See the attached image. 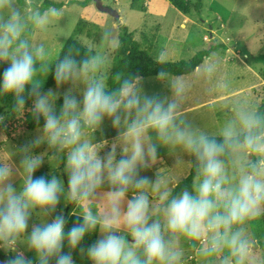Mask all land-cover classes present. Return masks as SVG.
<instances>
[{
    "label": "clouds",
    "instance_id": "clouds-1",
    "mask_svg": "<svg viewBox=\"0 0 264 264\" xmlns=\"http://www.w3.org/2000/svg\"><path fill=\"white\" fill-rule=\"evenodd\" d=\"M69 11L0 0V102L11 98L0 113V264H78L74 252L87 264H264L253 231L264 221V91H235L233 52L212 53L196 72L221 116L202 125L186 106L191 79L161 68L162 90L149 92L140 74L113 73L122 15L88 17L98 39L65 51L78 22Z\"/></svg>",
    "mask_w": 264,
    "mask_h": 264
},
{
    "label": "rangeland",
    "instance_id": "rangeland-1",
    "mask_svg": "<svg viewBox=\"0 0 264 264\" xmlns=\"http://www.w3.org/2000/svg\"><path fill=\"white\" fill-rule=\"evenodd\" d=\"M187 1L192 6L189 14L175 8L169 0H102L104 5L116 9L119 17L121 15L124 17L128 24L126 27L128 32L154 59L162 51L171 48L177 50L173 61L189 60L204 49H211L209 55L219 52L220 55L230 58L231 50L233 56L226 62V66L233 72L234 90L253 93L256 89L264 91L263 85H257L264 76V0ZM198 3L200 9L197 12L195 5ZM65 5L70 10L69 17H78L73 34L76 37L98 39L96 26L89 22L90 16H103L115 21L109 13L99 10L94 0H44L45 7L59 8ZM233 7L237 10L249 7V13L248 15H243L239 11L233 13L230 11ZM82 15L84 18H80ZM215 35H224L223 40L217 41ZM258 42L261 43V47L252 52L251 46L254 47ZM242 57H247L243 64L240 63ZM196 70L180 75L193 82L186 106L191 110L190 115L196 122L211 127L221 113L210 112L205 107L215 102L216 97L210 92V85L197 78ZM155 77H145L149 92L162 90V86L154 82ZM5 108L0 104V113H3ZM24 128L26 129L24 136L12 138L10 135L12 144L23 143L27 138L32 129L25 126ZM12 130L10 128V133ZM108 134L113 133L109 130ZM41 171L46 174L48 166L45 164L35 175L38 176ZM253 231L257 236L264 234V221L254 225ZM188 264H195V261L190 260Z\"/></svg>",
    "mask_w": 264,
    "mask_h": 264
},
{
    "label": "trees",
    "instance_id": "trees-1",
    "mask_svg": "<svg viewBox=\"0 0 264 264\" xmlns=\"http://www.w3.org/2000/svg\"><path fill=\"white\" fill-rule=\"evenodd\" d=\"M170 3L180 11L189 14L191 12V4L187 0H169ZM48 3V2H45ZM200 3L195 5V9L198 12L200 9ZM77 37L73 35L72 38H69L65 43V51L70 46H79V41L76 39ZM120 39L122 41V47L118 53V56L115 61V66L113 68V73L122 72L125 74H140L141 76L150 77L156 76L158 72L163 68L164 70L172 73L173 75H185L192 73L195 71L199 65L203 62L204 58L209 56L211 49H204L199 51L196 55L186 61H173L165 65H160L156 62V60L149 54L148 50L142 49L140 44L133 39L128 29L125 27L121 30ZM6 67V65H5ZM2 71V68H0ZM53 81L51 77H49L46 87L52 86ZM11 102V98H7L5 101L0 102L3 106L7 107ZM26 128L33 129L34 124L32 122H28L24 125ZM45 174L44 172H39V175ZM191 175H188L185 180L182 181L180 188L190 185L191 183ZM177 189V191L180 190ZM75 217H69L68 223L66 224L67 228L72 226ZM95 239V236L91 238H86L85 244H90ZM67 249H65L66 251ZM74 259L77 260L78 264H87L86 261H83L79 258L76 252L73 253Z\"/></svg>",
    "mask_w": 264,
    "mask_h": 264
},
{
    "label": "water",
    "instance_id": "water-1",
    "mask_svg": "<svg viewBox=\"0 0 264 264\" xmlns=\"http://www.w3.org/2000/svg\"><path fill=\"white\" fill-rule=\"evenodd\" d=\"M94 1H95L96 7L99 10L109 13L115 19V21L120 18L119 13L116 9H113L107 5H104L102 0H94Z\"/></svg>",
    "mask_w": 264,
    "mask_h": 264
},
{
    "label": "crops",
    "instance_id": "crops-1",
    "mask_svg": "<svg viewBox=\"0 0 264 264\" xmlns=\"http://www.w3.org/2000/svg\"><path fill=\"white\" fill-rule=\"evenodd\" d=\"M257 85H261V86L263 85V86H264V76L262 77L261 82L258 83ZM253 86H254V85H252L251 87L254 88ZM255 86H256V85H255ZM251 87H250V88H251Z\"/></svg>",
    "mask_w": 264,
    "mask_h": 264
}]
</instances>
